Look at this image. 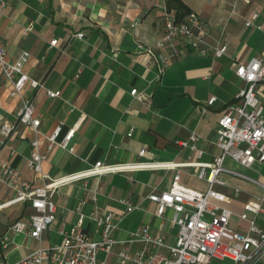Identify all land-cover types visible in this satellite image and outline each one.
Segmentation results:
<instances>
[{
    "label": "crops",
    "instance_id": "1",
    "mask_svg": "<svg viewBox=\"0 0 264 264\" xmlns=\"http://www.w3.org/2000/svg\"><path fill=\"white\" fill-rule=\"evenodd\" d=\"M4 1L0 11V39L6 47L7 59L14 61L21 51H27L23 71L45 88L60 90L59 96L50 97L43 87L24 86V93L33 98L41 118L37 135L39 151L45 150V135L57 123L62 122L59 137L79 124L71 139L74 152L54 145L41 162L44 173L64 175L98 160L112 163L160 160L179 164L167 169L109 172L61 185L53 197L54 227L38 239L14 235L15 241H23L26 246L19 244L18 250L7 248L3 255L6 262L16 261L37 246L59 242L58 227L68 229L76 222L75 207L82 200L84 213L111 210L123 215L125 207L118 199L128 198L138 207L122 216L114 236L126 238L128 230L148 223L171 240L176 226L162 223L154 216L155 203L147 195L167 188L177 171L183 184L200 190L206 188V182L195 175L197 168L183 164L195 160L194 152L177 141L195 133L196 145L203 151L202 162L210 161L218 152L214 141L219 115L243 84L235 74V66L264 55V0H181L208 24L210 42L213 45L225 42L227 49L216 58L188 49L184 55L170 59L161 74L158 62L139 51L137 43L154 45L160 37V16L166 0ZM28 24L31 29L24 32ZM77 31L83 36L74 35ZM54 38L57 42L52 45L50 40ZM156 52L168 54L164 48ZM133 87L144 93L145 102L132 97ZM9 89L10 84L2 82L0 122L4 118L13 119L19 104L18 97L9 95ZM257 93L264 103V79ZM212 95L216 99L203 113L201 107ZM82 113L85 116L80 119ZM131 127L132 135L128 136ZM32 137V131L23 124H17L8 137L0 135V163H10L22 177L39 185L40 173L26 166ZM142 148L145 152L140 155ZM228 162L234 165L232 168L264 181V163L248 169L230 159ZM226 178L241 189L230 205L236 212L251 193L261 192L248 181ZM12 195L10 189L0 187V203ZM28 210L26 203L0 210V233ZM166 213L170 214L171 210ZM5 218L9 220L7 225ZM257 222L264 228V213L258 215ZM231 226L243 229L246 223L233 216ZM83 228L93 238L99 236L93 221L86 219ZM99 256L104 258L103 253ZM115 259L113 252L104 264H113ZM231 263L228 259L227 264Z\"/></svg>",
    "mask_w": 264,
    "mask_h": 264
},
{
    "label": "built area",
    "instance_id": "2",
    "mask_svg": "<svg viewBox=\"0 0 264 264\" xmlns=\"http://www.w3.org/2000/svg\"><path fill=\"white\" fill-rule=\"evenodd\" d=\"M4 4L5 1L0 0V11ZM160 21V37L154 45L137 43L139 51L145 52L158 62L160 74L164 72L170 59L184 55L188 49L213 58L226 52L225 42L217 45L210 42V27L194 10L178 16L174 9L165 8ZM30 29L31 25L28 24L24 27V32ZM74 35L83 36L80 31ZM56 42V38L50 40L52 45ZM160 48L167 49L168 54L156 52ZM28 54L27 51H21L16 60L9 61L6 47L0 39V86L2 82H8L9 95L19 99L13 119L1 120L0 135L3 138L8 137L17 124H23L32 131L31 150L26 166L39 172L42 178V183L35 185L22 177L20 171L10 163H0V187L13 192L10 198L0 203V210L16 203H26L29 208L25 216L15 218L0 233V264H104L109 261L113 252L116 256L113 264H212L214 260L224 259L231 260V264H264V228L257 222L258 215L264 213V181L225 166L228 158L248 169H253L256 163H264V103L257 93L258 85L264 79V55L236 64L235 74L243 84L235 93L234 100L226 104L219 115L214 141L218 152L210 161L200 160L203 151L196 145L198 137L195 133H190L187 139L177 141L181 147H187L194 152L195 160L183 164L197 168L195 175L206 182V188L200 190L183 184L177 171L167 188L148 193L147 198L155 203L154 216L162 223L166 222L177 228L171 240L164 232L154 230L148 223L128 230L126 238L114 236L122 216L138 207L128 198L118 199L125 207L123 215L114 214L111 210L84 213L81 208L84 203L82 200L75 207L78 213L76 222L68 229H64L62 225L58 227L61 234L59 242L37 246L16 261L6 262L3 255L12 236L25 234L38 239L44 231L54 227L56 203L53 197L61 185L109 172L179 166L172 161L160 160L113 163L98 160L84 169L64 175L52 176L44 173L41 162L54 145L74 152L71 139L79 124H74L59 137L62 122L57 123L45 135V150L39 151L37 135L41 118L35 110L33 98L24 93V86L28 84L31 87H43L50 97L59 96L60 90L45 88L41 82L23 71ZM130 94L146 101L144 93L136 87L130 89ZM215 99L214 95L210 96L201 111L205 113ZM84 116L82 113L80 119ZM132 131L131 127L127 135L131 136ZM144 152V148L139 150L140 155ZM228 176L248 181L261 190L251 193L242 202L238 212L230 205L239 196L241 189L230 184L226 178ZM168 209L171 210L170 214L166 213ZM233 216L245 222L246 227L234 229L231 226ZM86 219L97 226V238L84 230ZM100 253L104 254L103 259L99 258Z\"/></svg>",
    "mask_w": 264,
    "mask_h": 264
},
{
    "label": "rangeland",
    "instance_id": "3",
    "mask_svg": "<svg viewBox=\"0 0 264 264\" xmlns=\"http://www.w3.org/2000/svg\"><path fill=\"white\" fill-rule=\"evenodd\" d=\"M228 159L225 162V166H227V167H234V165H232V164H230L228 162ZM5 212H7V211H5ZM5 219L6 220L4 222H7L6 225L9 224V220L7 218H5ZM13 237L14 236H12V240H11L10 246L8 248H12L13 247V248H15V250H18L20 248L19 247V244L22 245V246H24V247L26 246V243L25 242H23V241L22 242L15 241V239ZM99 258L102 259L101 256H99ZM227 262H228V259H224V260H214L212 264H227Z\"/></svg>",
    "mask_w": 264,
    "mask_h": 264
},
{
    "label": "trees",
    "instance_id": "4",
    "mask_svg": "<svg viewBox=\"0 0 264 264\" xmlns=\"http://www.w3.org/2000/svg\"><path fill=\"white\" fill-rule=\"evenodd\" d=\"M165 5L167 9H175L178 16H182L189 11L181 0H166Z\"/></svg>",
    "mask_w": 264,
    "mask_h": 264
}]
</instances>
